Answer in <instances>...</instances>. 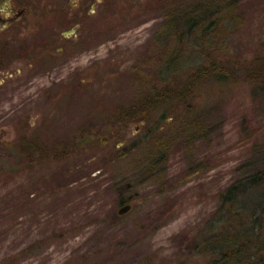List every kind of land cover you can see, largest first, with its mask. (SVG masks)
<instances>
[{"label":"rangeland","instance_id":"rangeland-1","mask_svg":"<svg viewBox=\"0 0 264 264\" xmlns=\"http://www.w3.org/2000/svg\"><path fill=\"white\" fill-rule=\"evenodd\" d=\"M91 2L94 17L80 31L95 32V45L48 74L79 70L81 87L42 80L0 96V264H208L218 253L208 250L210 238L237 225L247 230L248 251L264 254L263 218L255 226L254 213L239 207L234 219L219 217L225 190L264 170V78L236 72L195 82L208 64L199 56L203 40L170 15L185 1ZM235 2L242 24L227 45L244 67L264 58V0ZM38 16L37 31L48 21L56 28L45 12ZM175 50L183 68H168ZM170 83L186 89L173 111L148 100ZM197 118L199 135L183 128L197 127ZM33 139L46 148L29 163ZM126 174L135 175L127 187ZM122 194L134 207L119 215Z\"/></svg>","mask_w":264,"mask_h":264},{"label":"trees","instance_id":"trees-1","mask_svg":"<svg viewBox=\"0 0 264 264\" xmlns=\"http://www.w3.org/2000/svg\"><path fill=\"white\" fill-rule=\"evenodd\" d=\"M182 1H185L182 3L183 6H180L179 9L176 8V10L174 9L171 11L170 15L172 17V24L176 22L178 23V21L182 22L183 26L189 29V37L197 39L195 40L196 42L200 41V39L203 40V43L201 44H204L202 48V51L204 52H200L199 56L205 58L206 61L208 60L207 65H204L203 63L196 69V75L193 76L195 82L200 80V78H197L199 75L204 78L214 76L217 79L228 80L234 77L236 72L245 74L247 79H251L256 82L264 78V58L260 60L258 58L243 67V62L239 61L237 56L231 55V50L227 45L230 35L234 34L235 31L238 30L237 28L240 24H242V20L238 16L237 12L238 2H235L237 0H219L220 2H212L210 0ZM218 39H221V43L217 41ZM217 52L221 54L220 58L215 55ZM179 55L180 54H177V52L173 55L174 57L168 61V68H183V64H188L185 60L183 61L179 58ZM175 61L178 62V66H175ZM238 66H240V68H238ZM172 79L175 82V80H177V76H173ZM183 82L187 83L186 80H183ZM177 84L179 85L178 82ZM181 85L183 86L184 84ZM259 87L264 92V80L259 84ZM162 89L163 90L157 92L155 95L149 96L148 100L150 101L153 98L154 103H156L157 100H160L157 103H162V105L166 104L167 106L169 105L171 111L175 110L177 108V102H174L173 100L176 99L178 102H183L186 89L183 87L175 88L171 85V83L169 86ZM130 112V117L133 118L132 114L136 115L137 113L136 108L134 107V109ZM142 116L146 117L144 114L139 115V117ZM163 117L164 116L161 117V120H163ZM196 122L197 127L194 126L195 128L192 127V124H190L191 128H189V126L182 127L187 131L189 130L192 134L196 132V134L199 135V133L203 130V122L201 119L200 122H198V118L196 119ZM181 131L182 128H179V135L181 134ZM180 136H182V134ZM126 175L128 176H126L123 181L125 187H127L126 182H131L130 180L126 181V179L131 178L129 175L132 174ZM121 183L122 180L118 182V185L120 186ZM222 195L223 198H221L223 205H221L219 211V215H221L219 216L220 221L223 220L222 222H224L225 216L228 217V219L230 216L232 217L230 219H234L231 214L233 213L235 216L239 213L238 211H240L238 209H242L243 213L246 214L247 217L254 213V215L251 216V221L255 224V226L262 227L260 226L259 218H263L264 221V170L249 173L246 177L238 179L232 183ZM119 198L121 204L130 201V197L126 198L123 194L122 196L120 195ZM237 207L239 208L237 209ZM229 223H232V220ZM233 225L234 224L232 223V227ZM236 227L237 230L231 229L228 236L210 238V244L208 242L207 245L208 250L218 251V253L212 257L208 264H230V262L233 264H264V254H259L258 251L251 253L248 251V247L244 244L249 240L246 238L248 237L247 230L239 227L238 225ZM245 233H247V235ZM239 241L241 243H239ZM236 255L238 258H236Z\"/></svg>","mask_w":264,"mask_h":264},{"label":"flooded vegetation","instance_id":"flooded-vegetation-1","mask_svg":"<svg viewBox=\"0 0 264 264\" xmlns=\"http://www.w3.org/2000/svg\"><path fill=\"white\" fill-rule=\"evenodd\" d=\"M91 1L80 0L68 7L67 0H0V96L10 90L21 95L32 84L42 80H46L43 85L48 81L45 86L58 84L64 89L66 86L61 85L63 79L74 82L77 89L81 87L83 79L79 70L69 71L65 78L56 76L49 79L48 74L61 70L66 62L90 44L95 45V32L80 31L82 22L94 17L95 2ZM90 4L93 5L92 10L88 9ZM40 12H45L54 23L57 22L54 30L49 21L47 30H36L35 21ZM72 20L75 29L68 32L65 28ZM24 103L22 100L20 104ZM35 140L31 144L34 158L29 163L41 159L42 155L36 156L35 152L46 148L39 150L34 145Z\"/></svg>","mask_w":264,"mask_h":264},{"label":"water","instance_id":"water-1","mask_svg":"<svg viewBox=\"0 0 264 264\" xmlns=\"http://www.w3.org/2000/svg\"><path fill=\"white\" fill-rule=\"evenodd\" d=\"M134 207V202L132 203V202H128V203H126V204H123L120 208H119V210H118V212H119V214H126V213H128L129 211H131L132 210V208Z\"/></svg>","mask_w":264,"mask_h":264}]
</instances>
